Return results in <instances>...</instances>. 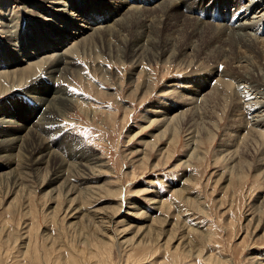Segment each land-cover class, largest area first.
Returning a JSON list of instances; mask_svg holds the SVG:
<instances>
[{"label":"rangeland","instance_id":"rangeland-1","mask_svg":"<svg viewBox=\"0 0 264 264\" xmlns=\"http://www.w3.org/2000/svg\"><path fill=\"white\" fill-rule=\"evenodd\" d=\"M0 1L3 5L5 0ZM21 1L35 3L36 7L15 4L18 17L13 28H0L1 59L9 52L21 56L35 53L34 48L40 51L36 55L42 56L47 45L54 47V43L59 45L67 38V34L60 33L75 31L70 22L89 27L86 21H98L102 25L93 26L99 27L117 15L112 9L114 0H51L46 5L40 0H15ZM129 1L132 0H125L124 5ZM158 1L129 3L139 9H153ZM213 1L200 5L199 0H187L186 6L192 16L202 7L211 16L207 18L210 23L226 24V8L222 4L219 9L213 8ZM251 1H228L225 7L234 11L235 22L237 18L242 21L239 14L250 18L254 5H264L263 0H257L251 7L242 8ZM222 14L224 21L214 20L223 19ZM231 19L228 23L236 27L238 21ZM3 30H11L10 35L3 34ZM258 30L261 31L256 36L263 40L264 25ZM68 39L65 47L74 41ZM106 39L105 43L94 40L79 46L67 70L59 76L52 75L57 71L50 65L48 71L45 68L44 73L39 71L28 79L38 83L36 87L51 86L53 82L71 97L65 118H58L55 134L46 139L55 154L70 166L63 178L75 192H81L72 206L78 207V218H84L79 222L64 212L70 203L67 204L64 191L56 197L47 187L50 169L36 177L27 168L26 152L16 155L12 168L19 173L17 183L0 184V264H264V136L249 132L255 115L264 119V107L246 105L250 100L244 101L246 95L250 99V93L260 94L264 88L256 83L247 86L236 77L238 72H252L264 65V44L258 43L257 50L261 52L255 59L244 48L236 49L234 56L241 61L240 69L224 60L211 65L213 68L204 64L203 69L201 65L193 68L194 64L187 66L186 61L169 62L162 58L131 62L124 53L123 58L115 35ZM23 59L31 62L30 58ZM10 64L13 65H0V73ZM137 65L143 69L138 78L132 75ZM205 69H212L211 74L218 78L224 73L235 75L234 79L224 78L232 82L229 91L234 93H224L223 88L215 91L218 84L212 80V94L219 95L215 100L210 98L204 104L201 99L198 107H164V115L158 113L164 101L169 104L177 99L166 91L175 88L178 93L181 90L187 94L192 87L204 88L209 81L202 82L204 73L208 74ZM262 73L264 70L259 76ZM143 84H149L148 91H143ZM23 88L24 84L0 93V100L12 96L14 91H25ZM235 96L241 104L238 107H232ZM171 110V116L180 113V118L174 124H163L165 120L161 119H168L170 115L165 114ZM67 145L76 147L73 153L90 155L103 166L96 169L95 175H84L76 164V155L63 152ZM92 186L102 190L83 194ZM132 205L133 210L127 208ZM109 207L118 209L123 219L117 223L111 220L109 224L104 221V228L99 229L95 215ZM125 211L134 215L124 214ZM75 221L78 224L74 225Z\"/></svg>","mask_w":264,"mask_h":264},{"label":"bare ground","instance_id":"bare-ground-1","mask_svg":"<svg viewBox=\"0 0 264 264\" xmlns=\"http://www.w3.org/2000/svg\"><path fill=\"white\" fill-rule=\"evenodd\" d=\"M40 1H44L45 5L48 4V2L51 3V0H40ZM138 1L140 2V0H132L129 2L134 3ZM228 1H230V4H233L234 2H236V0L234 1L233 0H214L211 5L213 8H218V9L219 7L221 8L223 5V8H226V13L229 16L228 17V21H229L231 18H232L231 20L234 19L232 17L234 14V11H230L229 7L228 8L225 7V5H227L226 3H229ZM256 1L257 0H252L251 2H249L250 5H244L242 6V8L246 6L251 7L252 4H254ZM124 2L125 0H114L113 1L112 9L113 11H115V14H117L115 15L116 16L115 18L117 19L114 18L112 22L108 24H104L103 22V26H99V27L93 26V25H97L101 23L98 21L92 22V23H89L91 21H86L87 24L91 25L89 27L88 26L85 27V25H77V24L75 25L72 22H70V24H72L71 26L74 27V28L72 27L71 29H74L75 31L73 32L64 31V33H60V34H67V38H64L63 39L64 41L61 42L59 45L54 43L53 44L54 47H49L47 45V50L42 52L44 53V55L42 56H39L40 54L36 55V52L39 53L40 51L36 50L34 47L33 48L35 50V53L33 51L29 52L28 50L29 53H26L27 55H24V56L15 54L14 52L6 53V56H3L4 58L2 59L0 58V65L5 64V63L7 65L6 67H8L9 63H13V65L10 64L11 67L9 66L7 70H4L0 73V88H3L0 91V93H5L11 88H14L15 86H20L22 84H24V88H25L28 83L33 82V79L32 81H28V79L30 80V78H32L33 76L41 73L39 71L43 72L45 68L48 71L50 68V65L53 71H57V72L52 73L53 76L59 74L60 72L62 73V70H65V69L67 70V65L70 64V62H72L70 58L71 56L73 57L77 53L76 51H78L77 49L79 48V46L84 47L87 44V42L90 43L91 41H94V40H98L100 42L105 43L108 41V39L106 38L110 39V36L112 35H115V37L117 38L116 42L119 43V46L120 45L122 46V49H121V52L123 51L122 56L124 53V56L126 57V59H128L131 62L136 63V61H141L142 59L159 60L158 58H162L163 61L171 60L172 62V60H174V61H177L178 63L186 61L187 66H191L192 64H194L192 65L193 67L195 66V64H197L198 66L201 65L199 67H202V68H203L202 65L204 64L208 65V67H212L211 65L218 63L221 60H224V62L227 64L228 63L236 64L235 67L236 68L239 67L240 69L242 66L240 65L241 61L240 59L238 60L234 56L236 49L239 47L244 48L247 52H251L250 54L251 55L253 54V58H254V57H258V54H260L261 52L260 49H259L260 52H258L259 50H257L258 43L262 42L264 44V37H263V40L261 38L260 40L259 37L256 36L259 31L258 28L264 25V18H263L264 8H262L261 10H258L259 7L264 6L262 4L254 5L252 7V9L254 10L250 18L246 17L247 15L244 16L243 13L239 14L238 17H240L241 15L243 19L242 21H239L240 18H237L236 22L237 21L238 22H237V26L235 27L233 25L231 26L228 23V21L226 24H218V23L215 24V22L210 23V21H208L207 18L211 16H208V14H206L207 10L203 11L202 7L200 8V11L198 13L200 14V16L198 14L196 16L195 15L192 16L193 14L191 12L192 10L188 8V6H186L187 0H159L156 3L155 8L153 9H142V8L139 9L138 7L130 6L131 3L129 2H127V4L125 3L124 5ZM207 2H209V0H199L200 5L201 3H207ZM17 3H20V5L22 4L23 6H25L26 4H29L32 7L35 4V3H32L33 4L32 5L31 2L27 3V1L15 2V0L14 1L5 0L4 3L2 2L3 5H1V1H0V20L2 22L0 23V28H8V27L13 28L12 24L15 21V18L18 17L17 16L18 13L14 11L16 8L15 4ZM34 6L36 7V4ZM72 6L75 7V4L73 3ZM184 6L186 7L185 8L186 11L184 10ZM231 6L232 5H230V7ZM50 7H52V5ZM255 8L257 9L255 10ZM75 9L76 8H74L73 10ZM244 10L248 11L247 9H244ZM223 15L224 14L221 15L222 18H223ZM235 16L237 15L235 14ZM248 16H249V13H248ZM214 20L224 21V18L219 19V17H217ZM234 22H235V19H234ZM4 23H5V26L3 27L2 25H4ZM11 30H6V31L3 30V34L4 33L6 34V32H8L10 35ZM228 32H230L231 35L227 34ZM68 38H71V40L72 41L74 40V41L72 43H69L65 47L64 44H65V41L69 40ZM60 46L62 47L60 48ZM50 48L51 49L53 48V50H49ZM262 52L264 53V50ZM196 55H201V57L197 58ZM124 56L123 58H125ZM24 57L26 59L30 58L31 62H28V60L24 61L23 59ZM199 59L201 62L199 61ZM242 62L244 63V61ZM247 62L248 60L246 59L245 64ZM197 65H196V68H197ZM73 66H74V63H73ZM137 66L138 68L135 69V73L134 74L132 73V75H135V77L138 78L139 75H141V73L143 72V69H141V66L139 65ZM211 70L212 69L206 71L205 69V71L208 74L204 73L205 76L202 78V82L205 81V79L209 80L207 81V83L205 82L206 90H204L205 86L204 88H202V86H198L196 88L192 87V89H189V92L187 94L181 93V90L178 93L177 90H175V88L172 90L166 91L167 95L169 94L172 97H176L178 100L176 99L175 102L172 101L169 104L164 101V104L159 106L162 108L161 110L158 111V113L164 115L163 113L164 107H185V106L198 107L202 104L201 99L205 101L204 104H206V102H209L208 99L210 98L215 100L216 96H219V95L212 94L213 90L215 89L214 88L215 84L216 86L218 84L215 91L218 90L219 88L221 89L223 88L224 90L223 89L222 90L225 93V91H229L230 89H232L231 88L232 82L229 83L230 81L227 82L228 80L224 81V78L232 77L235 75L231 73L230 74L224 73V70H225L224 69L223 70L224 74H222L221 78H218L215 73L211 74V72H213ZM263 70H264V65L260 66L258 69L256 68L252 69V72H250V70L249 71L242 70L244 72H238V74L236 72L234 73H236L237 75L236 77L239 79H242V82L246 83L247 86L251 85L252 83H256L258 87L264 88V74L262 73L259 76V73H261V71ZM63 73H64L63 75H65L67 72L64 71ZM255 73H256V76H255ZM130 79H132V76L130 77ZM212 80L215 81V84L212 83ZM25 81H28V82H25ZM236 81L239 82L238 80ZM2 82H5L4 83L5 85L2 84ZM6 82H9L8 86H6L7 85ZM210 82L214 84L213 85L214 87L210 86ZM34 83L35 81L29 86L28 89L25 88L26 89L25 91L23 92L21 90H20L21 92L14 91L15 94L12 93V96L8 98L6 97L0 100V184L2 185V183H9L10 181H12L14 184L17 183V180H18L17 177L19 173L14 171L15 167L12 168L13 164H15L13 160L16 155L18 156V154H22L23 152H26V157H27V160L29 161V162H26L28 170H30L34 175H36V177H39L40 173H43L44 171H47V169H50L51 172L48 178L50 181L49 183H47L48 184L47 187L51 188L50 191L52 192V194H55L56 197L60 195L61 192L63 191L65 192L64 195L67 197L65 200L68 201L67 204L70 203V205L65 207L64 212L68 213L70 218L79 220L80 222L84 218V216L82 215L81 218H78L79 217L78 216L79 213H77L78 207L76 208V207H73L72 205H73V201L76 199V197H78V195L80 196L81 192H75L74 189L70 186V184H68L63 178L64 171L66 170V168H69L70 166L67 167L65 163L61 160V158L57 154H55L56 152L52 150L51 146L48 144L49 142L46 139L48 137V140H50L49 136L55 134L56 132L55 128H58V123H59V121L57 122V120L58 118H60V116L62 117L64 115V112L66 111V108L69 105V102L67 100H70L71 97L67 94L64 88L56 84H53V82L51 86H46V87H40V86L36 87L38 83L37 84H34ZM254 86H250V88H253ZM187 87H190V86H187ZM135 88L136 90H138L139 86H135ZM210 88L212 89L214 88V89L212 90ZM244 88H246V86ZM150 89L152 88L150 87ZM202 89L204 91H202ZM253 89H256V88H253ZM146 90L147 91L149 90V84L147 86L145 85L143 86V91H146ZM198 90L199 92L197 93ZM139 91L141 90L139 89ZM232 91L231 93H234ZM229 93H226V94L228 95ZM193 96L195 97L191 98ZM250 96H248V98L250 99H247V95H246V98H245L246 100L244 101L250 100L248 103L246 102L247 103L246 105L249 104L254 107L255 105L256 106L263 105L262 107H264V92L260 94L252 92L250 93ZM26 97H27V100H26ZM231 97L228 98V100L229 99L231 100ZM198 101H201L200 105L198 104ZM232 102L234 101L232 100ZM239 104H240L239 98L237 99V97L235 96V103L233 104L234 106L232 107H238ZM29 107H31L32 109H30ZM172 111L173 110L168 111L167 114H165V116L170 115ZM177 114H174L172 116L170 115L168 119H161L162 121L165 120L163 124L169 125V123L171 122L172 124H174L173 121L176 119H177L176 121H178V118H180L181 116L180 113L178 114L179 116ZM184 116L182 115V117ZM63 117L65 118V116ZM256 118L258 119V121H256ZM182 121L184 122V120ZM252 126L253 127L249 129L250 130L249 132L256 133L259 136H264V119L262 116L255 115V122H253ZM75 149H76L75 146L70 147L67 145L62 150L65 153H70V154H74V156L75 155L77 156V157L75 156V158L78 159L76 164L79 165L84 175H95L97 173L96 169H99L98 168L99 166H103L101 165L100 161H98L94 157H90V155H83L79 151L78 153H75V152L73 153ZM88 161H91V162H88ZM15 166L17 167V165ZM87 188L84 189L85 193L82 192L83 194L92 195L102 190L101 187H96V186L89 187L90 189L89 188L87 189ZM110 195H114V193H111ZM132 206L127 207V208L133 210L134 206L133 207ZM118 212L120 211L113 207L104 208L102 210L100 209L97 215H95L97 224H99L98 225L99 229L104 228V221L107 224H109L111 220L115 221V223L121 222L123 219V216H121L120 213ZM124 214H128L131 216L134 215V214L128 213L127 211H125ZM76 224L78 223L77 222L74 223V225ZM69 225H73V223H70ZM126 228H130V226H126ZM121 230L122 229H120V231ZM125 243H127V241Z\"/></svg>","mask_w":264,"mask_h":264},{"label":"snow or ice","instance_id":"snow-or-ice-1","mask_svg":"<svg viewBox=\"0 0 264 264\" xmlns=\"http://www.w3.org/2000/svg\"><path fill=\"white\" fill-rule=\"evenodd\" d=\"M73 91H75V90L73 89Z\"/></svg>","mask_w":264,"mask_h":264}]
</instances>
